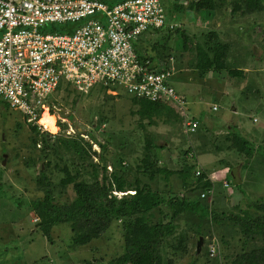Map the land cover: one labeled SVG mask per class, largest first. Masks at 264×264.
Instances as JSON below:
<instances>
[{"label": "rangeland", "instance_id": "1", "mask_svg": "<svg viewBox=\"0 0 264 264\" xmlns=\"http://www.w3.org/2000/svg\"><path fill=\"white\" fill-rule=\"evenodd\" d=\"M168 5L183 12L182 16L175 13L174 17L178 28L184 29L190 39L194 37L193 41L202 40L204 31L216 29L221 40L231 42V49L240 58L234 59L232 66L247 71L244 78H230L225 71H210L200 76L194 68V50H172L164 67L170 71V85L184 97L189 115L199 121L193 134H184L179 123L171 125L161 119L152 124L144 119L140 125L141 120L135 113L137 106L131 102L130 96L105 91L99 84L88 91H77V96L60 92L64 90L60 85L48 113L55 119L56 131H50L44 124L47 130H41L44 128L41 127L40 131L68 138L74 134L75 127L88 131L101 116L107 118L106 123L99 125V131L94 132L98 142L104 144L108 140L107 147L101 151L93 143L95 154H92V161L100 162V153L110 174L117 160L123 157L121 172L129 182L139 178L161 194L166 191L180 197L186 194L189 186H182L180 170L192 167L191 173L196 170L205 172L223 193V196L217 195L216 204L212 203L215 204L212 209L223 221L208 218L201 222L206 228L203 237L206 243L202 238L198 248L199 237L193 230L200 219L193 214L181 217L177 220L174 235L161 245L160 254L163 259L172 260V264H232L235 254L251 249L255 241H248L243 248L240 230L228 217L242 215L240 210L255 213L253 204L264 200V15L232 19L227 14L223 19L212 20L197 11L201 6L198 0H170ZM255 20L262 22L261 26L252 25ZM167 30L159 34H152V31L141 33L138 38L141 49L151 48ZM175 40L172 36L171 44ZM228 60L231 62L230 57ZM3 104L0 103V264H110L124 253V231L120 220H114L100 237L84 245L73 243L68 224L53 226L50 237L35 227L38 219L29 212L30 202L43 195L44 184L52 185L57 202H69L74 197L71 185L62 189L59 183L64 177L61 167L65 161L69 166L70 163L65 157V161L57 158L51 149L42 151L40 143L34 146L29 123L19 112L5 110ZM59 122L67 125L65 131H61ZM17 123L22 127L18 128ZM86 131L81 135L84 140H89ZM234 133L250 142L249 157L228 148L230 141L226 138ZM111 134L115 135L111 137ZM117 134L121 135L123 143ZM148 136L163 146L157 165L172 173L167 180L163 174L150 180L144 172L136 169L141 164L144 140ZM30 159L35 164L28 165ZM163 210L166 211L165 207ZM180 234L186 239L178 247Z\"/></svg>", "mask_w": 264, "mask_h": 264}, {"label": "trees", "instance_id": "2", "mask_svg": "<svg viewBox=\"0 0 264 264\" xmlns=\"http://www.w3.org/2000/svg\"><path fill=\"white\" fill-rule=\"evenodd\" d=\"M104 1L112 5L122 0ZM198 2L201 6L197 11H201L204 17L208 16L212 20L223 19L227 14L232 19L264 15V0H209V2L198 0ZM192 6L194 7V5ZM171 8V6L167 8L168 12L173 15L180 13L178 17L182 16L183 12L178 11L175 7ZM255 24L261 26L262 22L259 23L255 20L252 25ZM70 26L71 24H64L62 28H71ZM55 27L52 26L51 29L53 30ZM160 31L162 32V30H152V34H159ZM262 32L264 37V24ZM202 35V40L193 41L195 38L190 39L184 29L178 27L173 30L168 29L166 35L154 42L155 44L153 43L151 48H138L137 52L139 57L151 62L157 61L165 69L167 66L164 67V63H168L172 56V50L186 52L192 49L195 52L194 68L200 76L210 71H225L230 78H244L247 71L232 66V61L238 58V55L231 49V42L221 40L216 29L206 30ZM172 36L176 40L171 44ZM249 54L251 55V52ZM238 59L240 60V58ZM60 85L64 87V90L61 89L60 92L74 93L77 96V90L65 83H59L55 96L59 93ZM106 90L107 88H105ZM130 98L134 106H137L135 113L141 120L140 125L144 119H147L149 124L155 123L156 119H161L171 125L179 123L182 132H184L181 116L172 104L131 96ZM3 106L5 110H10L6 104ZM190 118L196 120L199 126V121L195 117L190 115ZM102 122L106 123L107 118L101 116L99 121L95 122V126L91 125L88 131L75 127L74 134L68 138H63L60 136L61 134L51 136L48 132H41L37 125L29 123V129L34 134L32 138L34 146L40 143L42 151L51 149L57 158L65 157L70 163V166L67 165L63 158L65 162L61 171H63L64 177L59 183L62 189L71 185L74 192V197L69 202H57L52 185L44 184L43 195L32 200L30 211L28 210L33 218L38 219L35 227L44 236L50 237L53 226L68 224L73 233V243L84 245L100 237L114 220H120L124 231V253L112 260L110 264H172V260L162 258L160 247L166 238L174 235L177 220L191 214L197 216L200 222L193 232L197 237L202 236L203 238L206 228L201 223L202 221H206L208 218L215 222L223 221L212 209V206L216 204L217 195L223 196V193L218 191L217 185L211 182L209 177L207 178L205 172H201L198 176H195L194 171L191 173L192 167L189 170L185 168L179 171L182 186L185 188L189 186L186 194L181 197L176 196L172 191H166L165 194L154 191L148 184L142 183L139 178L129 182L125 174L121 172L123 157L117 160L115 169L108 174L105 158L103 159L100 153L98 156L101 161H92V154H95L92 151L93 143L97 144L101 151L107 147L108 140L102 144L94 136V132L99 131V125ZM59 126L61 131L66 130V124L59 122ZM17 127L21 128L22 124L17 123ZM82 131H86L85 134L90 137L89 140H84L81 135ZM113 135L115 134H111V137ZM117 137L122 140L121 135L117 134ZM226 139L230 141L228 148H234L247 157L251 155L249 152L252 150L249 148L250 142L241 135L234 133ZM162 148V145L154 143L152 137L148 136L144 140V155L141 164L137 165L136 169L144 172L150 180H155L157 174H163L164 180H167L172 174L164 167L157 165L160 161L159 153ZM220 149L222 148L220 147ZM29 164H35L34 160L30 159ZM39 170L41 173L44 172L41 166ZM99 174H101V179H99ZM164 207L166 211L163 210ZM253 207L255 213L240 210L242 215L234 214L228 217L240 230L243 248L248 241H255L251 249H243L236 253L232 264H264V200L262 203H254ZM184 239H186L184 234L178 235V247H181ZM203 243H206L205 239Z\"/></svg>", "mask_w": 264, "mask_h": 264}, {"label": "built area", "instance_id": "3", "mask_svg": "<svg viewBox=\"0 0 264 264\" xmlns=\"http://www.w3.org/2000/svg\"><path fill=\"white\" fill-rule=\"evenodd\" d=\"M168 3L0 0V103L47 130L40 119L44 111L50 112L59 83L77 91L99 84L116 93L172 104L184 133H194L198 123L190 118L184 97L170 85V71L137 52L141 33L179 26ZM69 23L74 26L62 28Z\"/></svg>", "mask_w": 264, "mask_h": 264}, {"label": "bare ground", "instance_id": "4", "mask_svg": "<svg viewBox=\"0 0 264 264\" xmlns=\"http://www.w3.org/2000/svg\"><path fill=\"white\" fill-rule=\"evenodd\" d=\"M54 120L55 119H54L53 116H51L50 114L44 112L42 114V118L40 120V123L44 124L46 126V128L49 129L50 131L55 132L56 131V126H55Z\"/></svg>", "mask_w": 264, "mask_h": 264}, {"label": "water", "instance_id": "5", "mask_svg": "<svg viewBox=\"0 0 264 264\" xmlns=\"http://www.w3.org/2000/svg\"><path fill=\"white\" fill-rule=\"evenodd\" d=\"M3 157H5V155H3ZM4 160H3V164H4ZM201 243H202V237H199V240H198V242H197V246H198V248H199V246L201 245Z\"/></svg>", "mask_w": 264, "mask_h": 264}, {"label": "clouds", "instance_id": "6", "mask_svg": "<svg viewBox=\"0 0 264 264\" xmlns=\"http://www.w3.org/2000/svg\"><path fill=\"white\" fill-rule=\"evenodd\" d=\"M16 112V111H15ZM24 118V117H23ZM193 134V133H192Z\"/></svg>", "mask_w": 264, "mask_h": 264}]
</instances>
